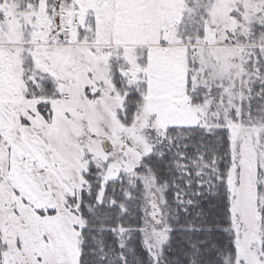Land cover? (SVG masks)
Wrapping results in <instances>:
<instances>
[{
    "label": "snow or ice",
    "instance_id": "snow-or-ice-1",
    "mask_svg": "<svg viewBox=\"0 0 264 264\" xmlns=\"http://www.w3.org/2000/svg\"><path fill=\"white\" fill-rule=\"evenodd\" d=\"M0 264H264V0H0Z\"/></svg>",
    "mask_w": 264,
    "mask_h": 264
}]
</instances>
